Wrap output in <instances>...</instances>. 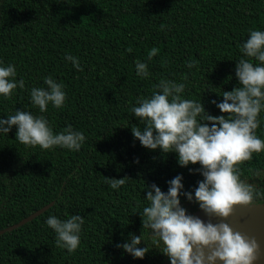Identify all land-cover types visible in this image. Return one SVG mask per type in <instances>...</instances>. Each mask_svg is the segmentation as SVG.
Listing matches in <instances>:
<instances>
[{
  "label": "trees",
  "instance_id": "trees-1",
  "mask_svg": "<svg viewBox=\"0 0 264 264\" xmlns=\"http://www.w3.org/2000/svg\"><path fill=\"white\" fill-rule=\"evenodd\" d=\"M250 30L264 31V0H0V66L13 65L15 80L24 81L9 98L0 95V119L26 111L43 116L54 134L71 125L86 138L79 151L43 150L16 140V126L0 132V230L53 202L0 235V264H170L142 224L147 194H154L153 184L167 193L180 175L181 207L200 218L203 211L184 193L194 196L201 166L182 167L175 151L143 147L132 127L143 130L145 122L131 108L159 91L164 79L185 84L181 98L202 103V116L227 118L212 101L242 86L235 68L250 59L241 51ZM154 47L158 54L148 60ZM137 61L147 64V77L137 75ZM190 61L196 62L191 69ZM49 76L64 86L66 99L41 113L31 90L46 88ZM257 119L256 135L264 140V108ZM238 167L256 188L252 205H264V151ZM113 178L127 180L113 189ZM77 214L84 219L80 243L69 253L56 246L46 220ZM133 236L142 237L136 247L148 248L143 259L117 246Z\"/></svg>",
  "mask_w": 264,
  "mask_h": 264
},
{
  "label": "clouds",
  "instance_id": "clouds-1",
  "mask_svg": "<svg viewBox=\"0 0 264 264\" xmlns=\"http://www.w3.org/2000/svg\"><path fill=\"white\" fill-rule=\"evenodd\" d=\"M163 25L161 28L163 29ZM157 48L148 53V60L158 54ZM241 51L244 57L236 64L235 75L241 87L223 92V101L216 103L221 113L228 114L202 116L205 109L200 102L181 98L185 84L162 79L151 97L142 98L139 106L131 112L145 122V127H132V134L145 148H160L168 153L178 154L182 167L200 164L196 171L203 177L192 192H185L188 201L199 205L204 214L219 218L205 222L199 217L187 214L181 207L180 195L182 176L169 181L167 193L153 184V192H148L150 206L143 208V227L151 229L153 244L166 255L170 264H255L261 255V246L254 237L234 230L228 222L236 206L252 205L257 195L254 185L241 179L239 165L253 158V153L264 151V140L256 135L259 127L258 115L264 108V31L250 30ZM73 67L82 70L77 58L67 55ZM254 59L259 63L251 62ZM195 61L187 63L189 69ZM137 75H149L147 64L136 62ZM13 65L0 66V95L9 98L18 86L24 88V81L15 80ZM46 88H32L31 102L41 113L48 105L61 108L66 99L63 85L51 76L44 79ZM210 122L198 123L197 117ZM16 126V140L26 146H39L43 150L54 146L79 151L85 136L73 131L69 125L63 132L54 134L43 117H35L26 111L17 110L7 119H0V132L8 134ZM253 175L261 177V171ZM127 178L110 179V187L118 189ZM84 219L72 215L67 220L49 216L46 224L56 233V246L74 252L80 243L81 226ZM141 236H133L131 243L117 245L133 258L143 259L148 248L136 247Z\"/></svg>",
  "mask_w": 264,
  "mask_h": 264
},
{
  "label": "water",
  "instance_id": "water-1",
  "mask_svg": "<svg viewBox=\"0 0 264 264\" xmlns=\"http://www.w3.org/2000/svg\"><path fill=\"white\" fill-rule=\"evenodd\" d=\"M52 204L53 202L38 209L20 222L0 230V235L34 219L36 216L47 210ZM218 222H220L219 218L216 217L213 223L215 224ZM228 222L234 230L240 231L250 237H254L257 240L261 246V255L259 259L255 261V264H264V205L236 206L233 214L229 217Z\"/></svg>",
  "mask_w": 264,
  "mask_h": 264
},
{
  "label": "rangeland",
  "instance_id": "rangeland-1",
  "mask_svg": "<svg viewBox=\"0 0 264 264\" xmlns=\"http://www.w3.org/2000/svg\"><path fill=\"white\" fill-rule=\"evenodd\" d=\"M200 218H201L202 220H204L205 222H208L209 219H211V222L213 223L216 217L209 218V217H207V216L204 214V212H203V213L201 214Z\"/></svg>",
  "mask_w": 264,
  "mask_h": 264
}]
</instances>
